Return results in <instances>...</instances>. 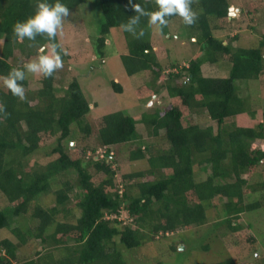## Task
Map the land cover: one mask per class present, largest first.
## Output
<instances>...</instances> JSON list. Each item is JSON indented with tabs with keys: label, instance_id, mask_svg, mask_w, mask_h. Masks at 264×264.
<instances>
[{
	"label": "trees",
	"instance_id": "trees-1",
	"mask_svg": "<svg viewBox=\"0 0 264 264\" xmlns=\"http://www.w3.org/2000/svg\"><path fill=\"white\" fill-rule=\"evenodd\" d=\"M62 2L71 9L63 19L66 26L76 20L81 6L87 10L96 3L89 12L98 34L90 37L94 53L101 58L113 30L126 31L123 24L135 14L134 3L149 11L158 7L157 0ZM254 2L249 13L264 12L263 0L261 7ZM36 3L0 0V192L7 202L0 208V230L25 219L30 210L36 220L34 229L26 232L20 227L24 222H19L11 228L16 237H0V264H130L126 250L154 242L160 234L205 225L212 218L211 209L220 203L229 228L226 233L243 245L260 247L256 224L243 218L264 208V180L253 184L244 176L264 163V144H256L264 140V99L257 106L252 87L264 85V34L258 43H239L246 34L241 29L232 34L235 22L229 17L235 0H192L197 18L184 24L198 32L196 42L202 50L186 63L171 61L177 72H169L165 80L166 62L161 59L165 49L159 51L152 37L154 25L141 17L137 27L145 34L137 38L126 31L127 53L120 55L123 66L130 76L144 73L152 79L149 82L147 77L137 90L138 101L160 92L169 100L152 113L119 110L92 121L87 119L90 101L68 67L74 63L75 50L66 46L59 31L56 40L68 49L63 68L69 81L57 77V69L52 77L43 74L40 88L30 92L26 77L25 99L14 96L4 83L11 68L38 59L41 48L50 47L46 36L18 40L13 32L17 21L35 13ZM178 17H168L167 25ZM167 25L158 28L165 30ZM226 27L231 28L227 36L216 35ZM206 62L228 65L229 74L204 76ZM112 86L116 93L123 91L120 81L113 80ZM207 117L213 123L205 126ZM74 129L85 137L94 132L97 145L74 147ZM148 137L164 138L167 145L150 144ZM52 139L56 144L40 154ZM135 141L140 142L137 148ZM128 142L130 160L147 159L146 171L122 172L115 167L113 148ZM100 148L105 150L102 156ZM25 163L33 164L26 168ZM253 194L257 198L249 201ZM34 240L39 247L32 257L19 256L24 244L36 247ZM211 264L246 263L228 256Z\"/></svg>",
	"mask_w": 264,
	"mask_h": 264
},
{
	"label": "rangeland",
	"instance_id": "rangeland-1",
	"mask_svg": "<svg viewBox=\"0 0 264 264\" xmlns=\"http://www.w3.org/2000/svg\"><path fill=\"white\" fill-rule=\"evenodd\" d=\"M252 1L254 0H235V3L231 7L234 8L235 13L234 15H231L229 19L230 22L231 20L232 22H235L233 27L236 29H233L235 31H230H232V34L237 33L240 29V31L245 32L244 34L246 35L239 42L243 46H247L246 43L248 41L250 45L258 43L264 34V12L259 11L254 15L250 14L249 10L253 8L252 4H250ZM261 1L262 0H255L254 3H258V6L261 7ZM91 8H97L95 2H92L87 6L88 11L81 6L79 15H76V20L67 21L69 23L68 26L65 25L66 21L64 20L65 23L62 22V27L59 30V36L65 42L66 46L75 50L74 63L70 64L68 67L71 70L73 69L80 79L82 89L90 101L92 111L87 119L92 121L100 115L119 110L126 111L128 114H142L144 112L152 113L155 106L167 104L169 96H166L165 99V92H160L159 95L153 96L151 99L149 98L144 101L137 100V90L143 83L147 82V77L149 82L152 79L144 73L132 76L127 74L120 57L121 54L127 53L126 31L122 28L113 30L109 36V40L107 41L108 44L106 46L107 52L103 58L94 53V41L90 35L92 33H97V30L96 23H94L95 21L92 19L93 16L89 12ZM233 17L234 19H232ZM100 18L102 23V14ZM229 25H231V23H229ZM153 29L152 37L157 44L156 47L159 48V51L161 48L165 49L164 55L162 58L160 57L166 62L165 66L167 68L165 69V75L162 77V80H165L168 77L169 72H177L176 69L172 68V65L170 64L171 61L187 62L189 59L198 55L202 50V47L196 42L195 34H198V32H194L187 27L180 17L169 23L165 30L158 28V25H154ZM229 29L231 28L226 27L224 30L215 33L218 36H227L229 34ZM2 44L3 40L1 39L0 50ZM157 54H159V52ZM163 57H165V59ZM28 61L30 60L27 59L24 62L26 63ZM202 69L203 74L207 76H226L229 74V67L226 64L218 65L206 62L202 66ZM26 74V77L29 78L30 82V92L38 90L42 85L41 80L43 78V73L26 72ZM65 74L63 67L58 69L57 77L66 78V80L69 81L70 76L68 77ZM113 80L122 83L123 91L121 93H116L114 91L112 86ZM236 84L241 86V82H236ZM252 87L253 93L257 98V106H259V101L264 99V85L256 83ZM212 123L213 121H210L207 117L202 124L208 126ZM94 136L96 137L93 132L91 137H85L80 130L74 129V139L72 144L74 147H95L97 142ZM142 138L144 137L142 136ZM145 140L151 141L150 144L157 146L162 145V142L164 145H167L165 139L160 137H148L145 138ZM256 142L259 146L264 144V140ZM130 143L131 142H128L119 147L113 148L116 154L115 157H111V159H114L115 167L117 169L119 168L118 170H121L122 172L128 170L146 171L149 167L147 159H141L134 162L130 160ZM55 144V139L48 141L45 148L41 149L42 152H40V154L45 153L46 150H50ZM138 145H140V142L135 141V148H137ZM98 151L101 156L105 153V150L102 148L98 149ZM117 151L119 153H117ZM38 157L39 156L36 158ZM25 164L26 168H28L33 163ZM197 170L199 171V169ZM200 174L201 176L204 175V171L200 172ZM69 175L70 179L74 178L72 170ZM244 176L249 178V181L253 184L254 182L264 180V163L258 167L256 172L252 173L249 171L244 174ZM119 178H121V176H119ZM256 198L257 195L253 194L249 198V201H253ZM6 204V199L0 192V208L6 206ZM222 209L223 207L221 206V203L217 208L211 209L210 214L212 215L210 216L212 218L205 225L193 226L186 230L179 229L173 233L165 234L164 236L160 234L154 242H147L138 249L126 250L125 256L128 262L130 264H211L221 261L228 256H235L237 260L243 261L246 264H264V208L254 212L253 215H249L250 213L244 215L243 218L244 220H252V222L256 224L255 231H257L260 238V247H258L257 244L248 245L247 243L246 245H243L235 235L229 236L226 233V229L229 228L225 224L226 217L223 215ZM31 213L32 211L30 210L24 216L25 219L20 217L16 220V223L24 222L20 227H26V232L28 229L31 230L35 227L36 220L31 217ZM30 217L32 219H30ZM257 221L258 226L256 223ZM16 223L13 222L9 229H1L0 237H16L11 233V228ZM34 242L36 247H34L33 244H24L25 248L20 252L18 251L19 256L22 258L32 257L36 248L39 247L37 245L39 241L37 242L34 240ZM70 243L74 242L70 241ZM175 245V248L178 247V249H174ZM65 252L66 249H62V253Z\"/></svg>",
	"mask_w": 264,
	"mask_h": 264
},
{
	"label": "clouds",
	"instance_id": "clouds-1",
	"mask_svg": "<svg viewBox=\"0 0 264 264\" xmlns=\"http://www.w3.org/2000/svg\"><path fill=\"white\" fill-rule=\"evenodd\" d=\"M157 5L158 7L155 10L149 11L141 4L134 3L135 14L129 17L123 24V28L140 38L145 34L143 28L138 30L137 27L140 24L141 17H148L150 25H158L161 28L167 25V18L172 15L182 17L186 25L195 23L197 18V12L192 7V0H157ZM70 11L71 9L62 0H54V2L37 0L35 13L26 20L17 21L14 24L13 32L18 40H23L24 38L34 40L38 35H41L46 36L51 42L50 47L45 45L41 48L42 54L39 55L38 59L26 62L22 67L10 69L4 83L14 96L20 99L26 98L25 88L22 83L26 79V72H39L46 77H52L57 69L63 67V57L68 55V49L64 48L56 40V37L62 27L63 19L70 14Z\"/></svg>",
	"mask_w": 264,
	"mask_h": 264
},
{
	"label": "water",
	"instance_id": "water-1",
	"mask_svg": "<svg viewBox=\"0 0 264 264\" xmlns=\"http://www.w3.org/2000/svg\"><path fill=\"white\" fill-rule=\"evenodd\" d=\"M234 13H235V12H234V8H231V9H230V16H231V15H234Z\"/></svg>",
	"mask_w": 264,
	"mask_h": 264
}]
</instances>
